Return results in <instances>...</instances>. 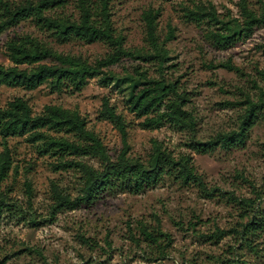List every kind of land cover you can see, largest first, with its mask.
I'll return each mask as SVG.
<instances>
[{
  "label": "rangeland",
  "instance_id": "obj_1",
  "mask_svg": "<svg viewBox=\"0 0 264 264\" xmlns=\"http://www.w3.org/2000/svg\"><path fill=\"white\" fill-rule=\"evenodd\" d=\"M6 1L11 6L25 2ZM58 1L46 9L47 15L78 18L79 0ZM242 4L255 16H264V0H108L113 28L124 37L126 50H148L141 19L148 7L159 12L160 39L169 27L174 36L165 41L169 58L162 68L155 60L127 55L103 71L142 82L163 79L173 83L183 98V108L194 118L193 130L167 121L155 127L143 125L146 117H157L164 106L137 116L127 102L128 83L101 85L97 78H91L79 90L65 86L61 91H53L46 84L32 90L0 85L1 107L21 97L33 114L47 105L76 110L112 160L124 154L146 165L156 141L173 158L191 156L194 171L208 187L217 188L207 196L197 185L182 184L165 171L138 193L116 183L99 190L86 203L51 214L52 188L74 198L81 194L80 173L58 165L57 157L43 153L24 137L9 138L12 165L0 183V191L13 207L0 214L2 264H264V107L242 143L229 148L217 146L207 153H198L189 145L191 140L206 141L237 131L248 107L246 100L254 104L264 100V24L254 26L249 36L219 48L208 39L207 32L221 25L206 19L190 20L184 12V8L195 5H210L220 21L234 25L244 20ZM25 34L59 52L81 56L90 64L111 51L103 41L84 43L72 38L59 42L49 32L39 30L31 17H25L0 34V64L12 65L5 43ZM142 88L139 85L135 93ZM48 134L79 140L65 131ZM71 158L95 170L103 167L96 156H67L65 160ZM26 184H30V194ZM229 193L241 199L258 198L254 207H246L230 199ZM249 222L259 223L249 237L252 247L234 231ZM142 225L154 232L159 227L168 237L160 238V246L150 243L140 232ZM215 228L226 232L218 238L205 237Z\"/></svg>",
  "mask_w": 264,
  "mask_h": 264
},
{
  "label": "trees",
  "instance_id": "obj_2",
  "mask_svg": "<svg viewBox=\"0 0 264 264\" xmlns=\"http://www.w3.org/2000/svg\"><path fill=\"white\" fill-rule=\"evenodd\" d=\"M57 3L58 0H25L24 3L11 6L8 1L0 0V34L19 20L31 17L39 30L49 32L59 42L72 38L84 43L103 41L110 46L111 51L104 58L90 64L81 56L59 52L38 38L25 34L5 43L6 56L12 65L6 67L0 64V85L32 90L46 84L53 91H61L65 86L79 90L91 78H97L101 85L119 86L128 83L127 102L130 110L137 116H145L164 106V110L157 117H146L143 125L155 127L167 121L177 127L194 129V118L183 108V98L177 94L173 83L163 79H148L142 82L133 77L119 78L110 71H103L127 55L144 61L155 60L159 68L163 67L169 58L164 44L173 38L174 30L169 27L166 36L163 40L160 39L157 33V9L148 7L141 13L148 46V50L142 53L130 52L123 47L124 37L113 28L108 0H96L94 3L79 0L77 19L47 15L46 9ZM184 9L185 16L190 20L199 22L206 19L209 23L221 25L218 30L207 32L208 39L219 48H226L236 39L249 36L254 26L264 24V16H255L245 4L241 5L243 22L234 25L220 21L210 5H195L193 9ZM225 67L233 68L230 64H225ZM139 85H143V88L135 93ZM245 104L248 107L237 131L219 134L206 141L191 140L190 147L198 153H207L217 146L229 148L242 143L247 130L259 119L258 111L264 107V100L258 104L246 100ZM48 131L70 132L78 136L79 140L70 141L64 137H55L48 134ZM15 136L24 137L25 141L36 144L43 153L57 157L58 165L74 168L80 173L81 194L74 198L56 187L52 188L51 214L61 208H75L86 203L92 200L99 190L110 188L116 183L132 193H138L155 183L165 171L166 174H173L182 184L197 185L204 195L210 196L217 191L216 187H208L202 177L194 171L191 156L181 155L173 158L159 143L153 141L152 153L146 165L138 159L127 158L124 154L112 160L98 137L85 128V121L76 110L47 105L39 114H33L26 100L21 97L13 98L4 107L0 106V183L7 178L12 165L8 139ZM67 156H96L102 161L103 167L101 170H95L80 160H65ZM26 191L31 193L30 184H26ZM229 194L230 199L246 207H254L255 199L258 198L255 195L253 199H241L233 193ZM2 196L0 191V214L11 211L13 207L7 204ZM255 225L259 223H245L239 231L234 230L248 247H252L249 237L253 235ZM140 232L148 242L158 246L161 237H168L159 227L154 232L142 225ZM225 232L215 228V232L205 237L218 238ZM4 261L0 260V264Z\"/></svg>",
  "mask_w": 264,
  "mask_h": 264
}]
</instances>
